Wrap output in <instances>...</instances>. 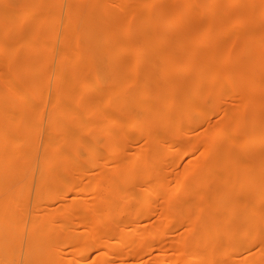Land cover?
Here are the masks:
<instances>
[{"label": "bare ground", "instance_id": "6f19581e", "mask_svg": "<svg viewBox=\"0 0 264 264\" xmlns=\"http://www.w3.org/2000/svg\"><path fill=\"white\" fill-rule=\"evenodd\" d=\"M197 1L201 13L212 10L206 1ZM7 2L0 4V264H264V149L244 153L264 146V131L256 129L263 122L261 111L245 119L223 108L220 114L229 120L214 134L227 136L226 143L214 140L208 126L196 143L200 154L182 176L171 180L166 172L178 164L177 152L185 150L177 139L189 142L208 115L206 107L220 106L234 95L252 97L240 80L221 93L233 77L222 80L204 70L199 59L193 60L190 80L182 83H172L160 69L159 50L152 43L159 38L155 30L171 33L173 23L186 17V1L178 4L177 14L155 12L161 24L147 20L150 15L131 16L139 18L135 31L143 33L131 41V49L154 54L140 76V57L134 66L127 61L107 76V30L110 23L123 21L108 0H72L64 20L63 2ZM249 4L229 0L225 8L229 13L247 8L238 19L245 29L250 14L264 10L261 1L250 10ZM211 21L203 23L198 40H205L209 30L231 33L233 49L240 35L219 19ZM61 27L57 66L49 72L45 67L55 59ZM180 35L187 38L188 32L181 29ZM263 36L249 33L248 46L264 45ZM128 47L125 42L121 50ZM183 61L179 73L189 67L190 61ZM49 91L51 108L44 123L41 104ZM113 95L123 96L119 117L124 121L117 120L116 132L107 136ZM195 97L202 101L200 108L188 104ZM168 110H174L170 117ZM142 136L145 148L132 152L128 143ZM94 176H100V184L87 199L81 185ZM238 179H243L239 185ZM209 182L220 183V192L201 187ZM230 190L241 194L234 206L227 201ZM119 206L120 218L109 221L113 215L107 209ZM255 247L258 252L252 251Z\"/></svg>", "mask_w": 264, "mask_h": 264}, {"label": "rangeland", "instance_id": "374dc122", "mask_svg": "<svg viewBox=\"0 0 264 264\" xmlns=\"http://www.w3.org/2000/svg\"><path fill=\"white\" fill-rule=\"evenodd\" d=\"M56 1L64 3L65 7L64 12L62 13V19L64 20L66 14L65 9L67 7V4L72 0ZM108 1L112 6V10L115 11V15L119 18L122 17L123 21H115L113 23H110L107 30V54L111 58V61L107 63V76H111L113 72L117 71L121 64L127 61H131V63L133 64L132 66H134L135 62L137 63L138 61L137 57H140L138 64L140 76L145 71H147L149 64L153 60L154 54H152L150 50L134 52L131 49V41H136L138 38H141L143 36V33L141 31H135L139 18H134L131 16H142L145 14L150 15L152 18L147 20L161 24L162 19L158 16H155V12L163 9L165 10V12L172 15L177 14L179 6L178 4L184 3L186 1L188 10L186 13V17L181 21H176L173 23V30L171 33L163 34L159 29L155 30V32H157V35H159V38L157 37L156 39H154L152 43L154 44L155 48L159 50L160 69L164 70L167 73L168 79H170L172 83H182L190 80L193 75V60L199 59L204 70L216 74L218 77H221L222 80L227 76L233 77L232 80L223 85L221 93L224 92L225 94L226 91H232L235 85L234 80H240V85L242 86L243 91L250 93L252 96L247 101L244 96L234 95V97H227L224 102H221L220 106L213 108L206 107L205 112L208 115L205 118L202 117V124L200 129H198L193 136L188 138L189 142L179 141L177 139V141L184 147L185 150L177 152L178 164L171 169L167 168L166 172L171 180L180 178L182 176L184 168L189 163L192 164L197 159V156L200 154V150H198V148L196 147V143L202 140L204 132L207 130L208 126H211L213 128L211 134L214 140H220L219 143L221 144L226 143L225 140L227 139V136L225 137L214 134V130L221 129L224 123L229 120V116L220 114L223 108H225L227 111H235L239 116H242L245 119L250 113H253L256 110L261 111L263 122L261 126L257 127L256 129L258 131H264V65L262 67L259 66V61L264 60V45L256 43L253 46H248L250 44V40H248L249 33L264 34V10L263 13H249L250 24L249 28L245 29V27L239 26L238 19L243 15V13H246L247 8L245 6H242L237 12H226L225 8L229 6V0H202L206 1L212 9L205 13H201V11L198 9L197 0H149V4L147 6L141 4L146 0ZM243 1H246V3L249 1L251 3L249 4V10L252 8L253 3L256 1H261L262 3H264V0ZM0 4L9 6L7 0H1ZM255 6L256 5H254V7ZM210 17L212 18V21L213 19L221 20L220 22L225 28L240 35V38L237 39L236 45L233 49H230L231 33H220L216 35L214 32L209 30L205 40H198L203 23L208 22ZM181 29H184L188 32L187 38H183L180 35ZM63 30L64 28L61 27L57 43H55L54 45V51L56 53L55 59L51 63H48L45 67V69L48 68L49 72L57 66L56 56L58 54V50L60 49L61 34ZM128 31H133V33L128 34ZM117 36L119 37L115 39ZM257 40H259L257 42H261L262 39L258 37ZM215 41L219 43L215 45ZM125 42H127L129 49L127 51H122L121 47H123V43ZM3 56L4 54L1 53L0 59L3 58ZM257 56H259V59L257 58ZM186 58L188 61H190L189 67L187 68L186 72L179 73L177 71V67L180 63L184 62L183 60ZM230 59H232V61L228 63ZM151 78L157 79V75L153 74L151 75ZM51 79V82L53 83L55 81L54 77H51ZM109 84L111 83H107L108 86H110ZM51 89L52 86L50 87V90ZM51 92L52 91H49V94L47 93L48 98L41 104L42 112L44 115V123H46L47 115L51 108ZM108 101L111 105V112L113 113V115L107 121V127L110 129L107 131V136H111L116 132V129H113V124L117 120L121 121L119 123H123L124 121L119 117V113H121L123 111L122 109L124 108L122 104L123 96L113 95L108 99ZM188 104L191 107L200 108L202 101L195 97L191 98ZM242 106H244L243 110ZM173 113L174 110H168L166 111L165 116L170 117L171 115H173ZM124 125L126 130L130 129L129 125ZM132 132L136 136L139 135V131L137 130H133ZM86 136L87 138L90 137V135L88 134ZM240 137H245L244 131L241 132ZM180 138L184 139L183 137ZM145 143L146 137L142 136L138 142H129L128 145L131 148L132 152H139L140 149L141 154L142 150L145 148ZM188 149L190 151L186 152ZM263 149L264 146H255L247 149L246 151H244V153L258 152ZM168 150L173 152L172 148H168ZM211 157L215 158L217 157V154L214 152L211 154ZM140 159L141 157L139 156L134 161H139ZM118 162L119 161L116 160L111 165H109L107 172H112L111 169L116 167ZM242 181L243 179H238L236 182L237 185L241 184ZM82 183L83 184L81 185V188L86 189L85 197H87V199H93V195L98 190L97 188L100 184V176L86 177ZM208 185L212 186L213 189L217 191H219L221 188L220 183L218 182L216 184H214V182H209L201 185V187ZM78 189L79 188H77V191L75 193L77 195L80 194ZM99 193L96 194L98 195ZM240 195V192L230 190V196L227 199L228 203L231 204V206H234L237 199L241 198ZM32 204L33 201L31 202V206ZM108 209V215H113L109 217V221H111L112 219L120 218L119 216L122 211L121 206L117 207V210L109 209L111 212H113V214L109 212ZM252 251L258 252L259 249L258 247H255ZM258 264H262V262L259 261Z\"/></svg>", "mask_w": 264, "mask_h": 264}]
</instances>
